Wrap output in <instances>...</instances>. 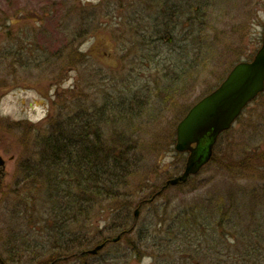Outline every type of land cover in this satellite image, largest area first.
Wrapping results in <instances>:
<instances>
[{"label":"rangeland","instance_id":"374dc122","mask_svg":"<svg viewBox=\"0 0 264 264\" xmlns=\"http://www.w3.org/2000/svg\"><path fill=\"white\" fill-rule=\"evenodd\" d=\"M87 1L102 2L0 0V155L6 161L0 174V238L7 236L5 215L26 193L16 194L24 188L27 144L39 145L61 129L69 107L76 110L72 116L78 110L87 111L84 116L99 111L106 120H113L119 108L134 109L139 121L130 124L127 135L139 143L138 178L147 188L139 195L147 202L137 231L149 239L137 243L131 236L140 256L134 257L124 240L85 264H264V246L249 233L256 226L264 231V164L253 158L264 152V94L222 134L213 161L200 174L151 201L154 192L184 172L188 155L175 150L178 124L237 63L249 61L261 47L264 0H215L208 5L203 51L192 56V72L169 58L168 49L159 48L163 56L149 60L157 45L146 44L144 53L134 47L133 23L143 24L145 43L152 36L143 22L152 17L151 0H104L93 7ZM97 130L107 140L115 135L111 123ZM110 204L100 202L93 218L105 237L113 236L106 231ZM194 207L196 220L216 232V238L207 234L184 240L174 227V214ZM22 234L39 240L36 233ZM243 234L251 240L246 254L240 244Z\"/></svg>","mask_w":264,"mask_h":264},{"label":"trees","instance_id":"16d2710c","mask_svg":"<svg viewBox=\"0 0 264 264\" xmlns=\"http://www.w3.org/2000/svg\"><path fill=\"white\" fill-rule=\"evenodd\" d=\"M180 1L182 13L178 10ZM213 2L215 0H151L149 9L157 20L146 18L144 22L151 26L157 24L147 42L149 46L157 45L156 57L163 56L159 48L168 49L169 58L180 61L177 65L184 64L186 68L190 66V72L196 71L192 56L197 58L199 51H203L204 19L208 18L207 6L212 7ZM178 68L176 72H179ZM73 109L65 110L69 118L58 125L61 129L42 138L39 145L27 144L24 153L27 158L22 168L24 188L16 194L26 193L5 215L7 220L3 230L7 236L0 238L4 240L0 253L4 264H85L92 258L87 254L90 249L109 245L111 239L121 234L122 241H128L133 256L137 257L141 255L137 243L143 238L149 239L137 231L138 221L134 215L135 210L141 208L142 211L147 202L139 196L147 192L146 185L139 183L138 178L142 171L139 143L134 136L127 135L130 124L139 121L136 111L127 109L126 112L119 108L115 110L113 120H106L105 114L99 111L95 116H84L87 111L78 110L79 113L72 116L76 111ZM109 114L112 115V111ZM110 123L115 125V135L107 140L97 129L102 125L106 128ZM253 158L264 164V152ZM100 202L111 203L112 215L106 231L114 237L102 235L93 221L96 209L102 207ZM196 211L197 207L177 211L172 221L174 227L177 225L184 240H191L192 235L202 238L207 234L216 238V232H210L196 220ZM24 231L36 233L39 240L29 234L23 235ZM249 233L255 234L264 246V231L260 233L256 226ZM132 235L137 243L131 239ZM240 239L246 254L251 240L244 234ZM160 241L164 242L163 239ZM216 249H219L218 245Z\"/></svg>","mask_w":264,"mask_h":264},{"label":"water","instance_id":"95a60500","mask_svg":"<svg viewBox=\"0 0 264 264\" xmlns=\"http://www.w3.org/2000/svg\"><path fill=\"white\" fill-rule=\"evenodd\" d=\"M264 93V32L262 44L253 60L237 64L225 81L211 94L204 97L189 111L177 127L176 151L189 153L185 171L182 175L166 183L164 189L186 183L190 177L200 173L203 166L213 157V144L218 137L232 128L239 117L253 100ZM212 141L208 147L209 141ZM199 150V151H197ZM199 154L206 156L197 158ZM198 154V155H199ZM6 161L0 155V174L4 175ZM164 189L157 196H160ZM154 200V198L152 199ZM151 202V201H150ZM140 209L135 212L139 218ZM121 237L113 240L118 243ZM105 245L89 251L90 256H96ZM1 260V259H0ZM2 262V261H1Z\"/></svg>","mask_w":264,"mask_h":264},{"label":"flooded vegetation","instance_id":"af4514ba","mask_svg":"<svg viewBox=\"0 0 264 264\" xmlns=\"http://www.w3.org/2000/svg\"><path fill=\"white\" fill-rule=\"evenodd\" d=\"M102 2H104V0H101ZM102 2H100V3H95L94 1H87L85 4L87 5V6H91V7H93V6H95V5H101V4H103ZM149 5H151V1L149 2ZM179 7H178V10H179V12L180 13H182L183 12V3L180 1L179 2ZM100 8V7H99ZM114 8V11H115V6L113 7ZM98 9V7H95V11ZM113 13V12H112ZM148 18H150L151 20H157L156 18H153L152 19V17H148ZM150 20V21H151ZM145 21V18H143V22ZM147 21V20H146ZM145 24H146V22H144ZM147 26H145V28L146 29H151V30H154V28H155V31H156V27H157V24L155 23V25H148V24H146ZM143 28V24L141 23V21L139 22V24H137V25H135L134 23L132 24V30H133V33H132V38H134V41H133V45H134V47L136 48V49H138L137 51L139 52V53H144V51H146L145 50V48L143 49V47L147 44V43H145L146 41L144 40V39H146L147 38V36H145L144 35V33L142 34L141 32H140V30ZM147 40V39H146ZM144 41V42H143ZM145 43V44H144ZM147 47V46H146ZM151 47V46H150ZM136 49H134V51L136 50ZM133 51V52H134ZM135 53V52H134ZM154 53V52H153ZM152 54V53H151ZM152 56V57H151ZM134 58H135V56H134ZM156 58V54L154 53L153 55H149V57H148V59L149 60H154ZM212 141L210 140L209 141V143L207 144V147H208V145L211 143ZM217 143V142H216ZM215 143V144H216ZM215 144H213L214 146H213V152L215 151V147H216V145ZM197 151H199V150H197ZM196 151V152H197ZM199 153L197 152V158H199V157H201V156H206V154H207V151H205V153H201V154H199ZM214 155V154H213ZM188 156H189V154H188ZM213 159H214V156H213ZM213 161V160H212ZM204 167V166H203ZM1 264V263H0Z\"/></svg>","mask_w":264,"mask_h":264},{"label":"bare ground","instance_id":"6f19581e","mask_svg":"<svg viewBox=\"0 0 264 264\" xmlns=\"http://www.w3.org/2000/svg\"><path fill=\"white\" fill-rule=\"evenodd\" d=\"M0 259H1V258H0ZM0 263L3 264V261L1 262V260H0Z\"/></svg>","mask_w":264,"mask_h":264}]
</instances>
